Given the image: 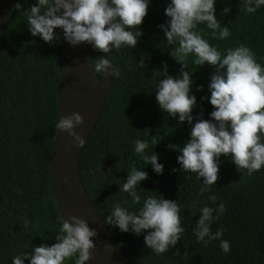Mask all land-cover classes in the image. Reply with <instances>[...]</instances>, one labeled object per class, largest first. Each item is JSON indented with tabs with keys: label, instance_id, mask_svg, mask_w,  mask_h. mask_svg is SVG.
<instances>
[{
	"label": "trees",
	"instance_id": "1",
	"mask_svg": "<svg viewBox=\"0 0 264 264\" xmlns=\"http://www.w3.org/2000/svg\"><path fill=\"white\" fill-rule=\"evenodd\" d=\"M35 3L36 0H14L12 16L0 35V264H11L14 255L31 251L33 245L56 243L61 220L50 159L57 133L55 124L60 118L58 84L63 55L59 39L49 44L30 34L26 9ZM168 3L169 0H151L138 26L143 34L135 48L125 46L106 54L113 68L120 69V75H113L103 113L84 146L80 160L82 181L133 264H264V167L248 175L245 169H237L230 157L222 155L215 185L201 194L203 178L198 180L195 173L181 171L176 159L180 153L166 147H183L191 131L187 121L178 123V117L162 111L155 99L154 82L163 78L160 71L164 65L173 77H178L181 69L170 56L178 45H167L158 27L168 20L164 14ZM215 15L222 27L227 25L230 34L223 40L215 39L206 24H199L197 30L209 44L222 55L226 49L244 44L264 67V6L247 13L243 0H216ZM194 59L192 54L186 57L185 69L192 73V94L197 100L192 110L193 123L195 118H210L213 107L207 99L208 84L215 72L211 65H195ZM95 61L92 57L93 64ZM200 86L202 90L198 91ZM152 136L159 141L155 146ZM136 139L149 142L146 153L158 155V163L164 166L162 174H156L135 153ZM133 168L147 172V179L137 187L142 200L149 195H163L181 207L185 232L167 253L158 255L148 249L143 240L146 233L137 236L122 232L107 222L115 203L132 211L139 207L131 203L127 193L119 191ZM211 194L217 197L214 203L208 200ZM220 202L225 204V212L212 222L211 230L214 233L218 227L223 228L221 239L228 240L231 246L228 253L220 249L219 240L205 246L197 242L193 232L199 209L205 205L215 208ZM24 264L29 262L25 260ZM65 264H73V259Z\"/></svg>",
	"mask_w": 264,
	"mask_h": 264
},
{
	"label": "clouds",
	"instance_id": "2",
	"mask_svg": "<svg viewBox=\"0 0 264 264\" xmlns=\"http://www.w3.org/2000/svg\"><path fill=\"white\" fill-rule=\"evenodd\" d=\"M150 4L151 0H36L26 9V22L30 34L46 43L53 44L59 39L55 29L60 28L70 45L91 44L105 54L96 59L93 71L118 77L120 69L113 68L106 54L125 46L136 47L143 34L138 26L147 15ZM215 4L216 0H169L164 9L168 20L158 25L166 44L178 45L170 56L181 65V69L180 75L173 77L164 65L160 71L163 78L154 82L155 99L162 111L178 117V123L187 121L191 125L189 139L183 147L173 144L166 147L180 153L176 159L181 171L195 173L198 180L203 178L201 194L209 192L215 185L222 155L230 157L237 169H245L248 175L264 167V67L244 44L226 49L222 55L200 34L197 26L206 24L212 30L213 38L223 40L229 36L227 25L222 27L216 18ZM262 6L264 0H243V10L247 13H254ZM189 54L195 56V65L208 64L215 68L208 84L210 96L207 98L213 110L209 119L195 118V123L192 115L197 104L196 96L192 94L194 82L192 73L185 71ZM83 122L82 116L74 112L68 117H60L55 128L67 132L80 147L84 140L73 129ZM158 142L152 136L151 143L155 146ZM134 144L135 153L150 164L156 174H162L164 166L158 163V155L153 151L150 155L146 153L149 142L136 139ZM89 172L92 174L91 169ZM145 179L147 172L140 168L128 172L119 191L127 193L131 203L139 207L132 211L115 203L107 222L122 232L130 231L137 236L146 233L143 236L145 246L158 255L164 254L185 232V227L181 226V207L176 200H168L163 195H149L142 200L137 187ZM208 200L214 203L217 197L211 194ZM199 212L193 229L197 242L207 246L209 241L219 240L220 249L224 253L230 252V242L221 239L223 228L218 227L214 233L211 230L212 222L224 214L225 204L220 202L215 208L205 205ZM96 236V230L85 220L76 216L68 221L61 218L56 243L33 245L31 251L14 255L11 264H24L25 260L29 264H65L70 258L73 264H88Z\"/></svg>",
	"mask_w": 264,
	"mask_h": 264
},
{
	"label": "water",
	"instance_id": "3",
	"mask_svg": "<svg viewBox=\"0 0 264 264\" xmlns=\"http://www.w3.org/2000/svg\"><path fill=\"white\" fill-rule=\"evenodd\" d=\"M13 5L14 0H0V35L12 16ZM56 31L63 55V73L58 84L60 117H68L75 112L84 121L73 129L84 140L80 147L74 144L67 132L57 130L56 133L50 169L58 211L63 220L76 216L96 230L88 264H133L93 203L80 170L84 146L103 113L113 76L106 72L100 78L93 71L92 57L99 59L103 55L91 44L70 45L64 39L63 30L57 28Z\"/></svg>",
	"mask_w": 264,
	"mask_h": 264
}]
</instances>
